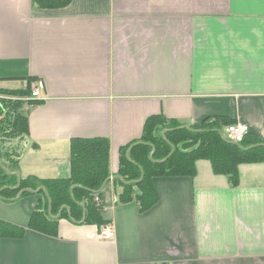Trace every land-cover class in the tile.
<instances>
[{
    "label": "crops",
    "instance_id": "obj_1",
    "mask_svg": "<svg viewBox=\"0 0 264 264\" xmlns=\"http://www.w3.org/2000/svg\"><path fill=\"white\" fill-rule=\"evenodd\" d=\"M36 80L21 176L68 179L71 141L107 138L99 212L115 237L69 218L50 236L28 227L40 195L0 200V221L26 229L0 236V264H264V163L239 165L237 187L208 160L194 176L154 177L145 211L117 203L115 183L121 148L151 116L187 128L232 117L264 142V0H0V89Z\"/></svg>",
    "mask_w": 264,
    "mask_h": 264
},
{
    "label": "trees",
    "instance_id": "obj_2",
    "mask_svg": "<svg viewBox=\"0 0 264 264\" xmlns=\"http://www.w3.org/2000/svg\"><path fill=\"white\" fill-rule=\"evenodd\" d=\"M33 2L46 9H61L71 4V0ZM31 95L30 87L0 89V200L13 203L24 196L40 195L28 227L50 236L58 235V222L63 218L78 224L103 226L105 221L95 196L101 195L111 180L107 138L71 141L72 172L68 179L21 176L20 159L30 134L28 116L22 112L25 103L22 99ZM234 123L232 117L216 116L187 128L161 115L149 117L142 137L120 150L119 178L115 180L116 188H120L117 203L136 199L143 211L149 209L158 200L154 177L194 176L199 160L210 161L215 174L227 176L231 186L237 187L239 165L264 163V142L250 134L241 144L225 140L223 130ZM252 146L256 147L249 150ZM25 230L0 221L1 237L21 238Z\"/></svg>",
    "mask_w": 264,
    "mask_h": 264
},
{
    "label": "built area",
    "instance_id": "obj_3",
    "mask_svg": "<svg viewBox=\"0 0 264 264\" xmlns=\"http://www.w3.org/2000/svg\"><path fill=\"white\" fill-rule=\"evenodd\" d=\"M43 88H44V81L36 80L31 86L32 95L30 99L39 98ZM249 133H250V128L248 125L237 122L227 126L223 130L222 134L225 140L230 141L231 143L233 142L234 144H241L245 140V138L249 135ZM95 201L98 204H100L101 195L97 194L95 196ZM99 237L104 241L113 240L115 237V231L113 227H111L110 225L103 226L99 232Z\"/></svg>",
    "mask_w": 264,
    "mask_h": 264
},
{
    "label": "water",
    "instance_id": "obj_4",
    "mask_svg": "<svg viewBox=\"0 0 264 264\" xmlns=\"http://www.w3.org/2000/svg\"><path fill=\"white\" fill-rule=\"evenodd\" d=\"M232 143H233V142H232ZM254 147H256V146H252V147H250V148H248V149H249V150H252V149H254ZM16 189H18V187H17ZM42 189H43V188L39 189L36 193H39Z\"/></svg>",
    "mask_w": 264,
    "mask_h": 264
},
{
    "label": "rangeland",
    "instance_id": "obj_5",
    "mask_svg": "<svg viewBox=\"0 0 264 264\" xmlns=\"http://www.w3.org/2000/svg\"><path fill=\"white\" fill-rule=\"evenodd\" d=\"M15 82V81H14ZM14 88V87H13ZM22 112H24V107L22 108ZM136 192H138V189H135Z\"/></svg>",
    "mask_w": 264,
    "mask_h": 264
}]
</instances>
